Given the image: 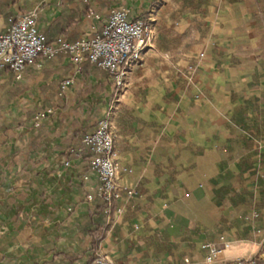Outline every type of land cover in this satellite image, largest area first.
<instances>
[{"label": "crops", "instance_id": "1", "mask_svg": "<svg viewBox=\"0 0 264 264\" xmlns=\"http://www.w3.org/2000/svg\"><path fill=\"white\" fill-rule=\"evenodd\" d=\"M15 1L0 13V29L37 9L49 40L73 42L125 5L147 16L149 42L122 90L88 61L75 73L62 53L41 58L21 80L0 71V264H88L94 200L87 195L96 181L83 178L88 157L70 150L111 106L122 211L108 221L96 255L113 264H204L202 246L225 236L231 249L216 264L257 256V230L264 235L259 0Z\"/></svg>", "mask_w": 264, "mask_h": 264}, {"label": "built area", "instance_id": "2", "mask_svg": "<svg viewBox=\"0 0 264 264\" xmlns=\"http://www.w3.org/2000/svg\"><path fill=\"white\" fill-rule=\"evenodd\" d=\"M89 15H95L90 10ZM37 9L17 14L10 20L5 29H0V71L4 68L11 70L17 80L24 78L30 66L41 67L38 62L41 58L52 59L58 54H64L73 64L75 73L80 72L82 64L86 61L97 68L104 69L110 74L112 81L120 90L124 89L130 69L141 64L143 54L149 42V20L144 16H133L131 9L125 5L114 6L109 10L108 18L100 31L93 25L79 40L70 42L62 36L49 40L38 25ZM74 83V76L64 79L60 85V94L66 92ZM113 106L106 115L99 119L97 126L91 132L85 133L80 143L70 151L76 156H87L89 172L84 175V180L92 181L95 178L96 188L87 195L89 202L96 197H102L106 203L108 221L115 214H121L122 209H115V203L121 198L117 178L120 162L116 158L115 132L111 116ZM48 112H41L35 116V126L45 118ZM70 160L65 161L68 166ZM132 195V190H126ZM254 219L259 217L254 212ZM261 236L260 253L249 259H236L220 264H264V235ZM207 251L204 264H216V260L223 257L231 249V242L225 237L219 238L218 244L202 246ZM189 263V260H185ZM93 264H113L106 256H97Z\"/></svg>", "mask_w": 264, "mask_h": 264}, {"label": "trees", "instance_id": "3", "mask_svg": "<svg viewBox=\"0 0 264 264\" xmlns=\"http://www.w3.org/2000/svg\"><path fill=\"white\" fill-rule=\"evenodd\" d=\"M15 0H0V13L5 11L10 4L15 3ZM262 5V10L264 11V0H259V3ZM11 15L10 13L7 14ZM147 18V16H144ZM256 17L264 18L263 15L256 14ZM107 203L102 197H96L94 199V206L89 210V220L86 224L87 234L92 238L91 248L93 251V256L90 257L88 264H93L97 258L96 252L98 250L100 242L103 240L106 231L108 229V218L109 215L106 212ZM71 260H76L78 257L68 256Z\"/></svg>", "mask_w": 264, "mask_h": 264}, {"label": "rangeland", "instance_id": "4", "mask_svg": "<svg viewBox=\"0 0 264 264\" xmlns=\"http://www.w3.org/2000/svg\"><path fill=\"white\" fill-rule=\"evenodd\" d=\"M260 23L262 24V22H263V24H264V18L262 19V18H260ZM260 28H261V32H259V34H260V36L262 37V41H263V43H264V25L263 26H260ZM248 254H249V251L248 252H246L245 254H244V257L245 258H242V259H247L246 257L248 256Z\"/></svg>", "mask_w": 264, "mask_h": 264}]
</instances>
